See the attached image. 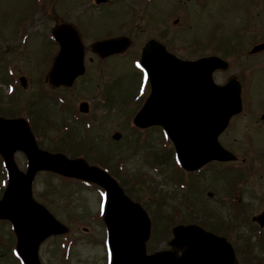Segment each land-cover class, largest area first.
<instances>
[{"label":"rangeland","instance_id":"obj_1","mask_svg":"<svg viewBox=\"0 0 264 264\" xmlns=\"http://www.w3.org/2000/svg\"><path fill=\"white\" fill-rule=\"evenodd\" d=\"M110 1L111 5L96 6L93 0H0V116L26 119L43 150H60L70 159L82 157L117 176L113 178L149 216L148 253L168 248L170 225L169 230L178 223L195 224L225 236L238 264H264L259 240L260 234L264 240L263 229L251 221L249 225L235 221L230 238L226 226L215 228L209 212L218 208L217 218L223 220L224 199H229L225 189L232 181L242 187L237 195L241 211H246L243 217L250 220L264 208V166L257 162L261 159L264 165L260 119L264 116V53L248 54L264 41V0ZM61 23L77 30L87 75L70 88L54 89L44 83L58 52L48 39ZM118 36L131 40L126 54L97 63L90 45ZM150 39L165 44L181 59L216 55L228 63L214 81L222 84L235 77L242 82L243 110L231 119L219 141L246 164L227 163L230 166L225 168L214 163L195 175L187 174L176 165L161 128L133 129L132 119L147 93L136 60ZM21 76L26 79L24 89L18 81ZM82 103L87 106L86 116L77 112ZM113 134L119 135L118 140L112 139ZM14 161L24 172V155L15 153ZM5 181L0 163V198ZM180 181L189 188L180 187ZM32 196L66 228L41 243V264H109L101 188L39 172ZM230 210L236 220L238 211ZM15 246L10 224L0 221V264H21Z\"/></svg>","mask_w":264,"mask_h":264},{"label":"water","instance_id":"obj_2","mask_svg":"<svg viewBox=\"0 0 264 264\" xmlns=\"http://www.w3.org/2000/svg\"><path fill=\"white\" fill-rule=\"evenodd\" d=\"M106 0H96L103 3ZM59 52L47 75L51 86H70L83 72V47L77 32L69 25L52 30ZM129 46L126 38L95 42L91 50L100 57L120 53ZM263 45L251 50L254 54ZM151 93L133 119L136 127L160 126L166 132L181 167L194 171L212 161H229L233 156L218 142L229 120L241 112L240 84L230 78L223 85L212 74L226 70L227 63L211 56L184 61L168 53L157 42L149 41L141 53ZM25 87V80L20 79ZM81 111L86 112L85 105ZM119 135H114L118 139ZM22 152L27 170L20 172L13 154ZM0 155L8 175V186L0 200V219L8 220L17 237V251L23 264H39L40 243L52 234H62L59 224L31 197V183L37 172L50 171L65 177L92 182L106 192L103 217L111 254L110 264H235L233 251L223 238L196 226H177L169 251L146 253L150 221L139 204L132 202L105 172L83 160H69L37 148L22 119L0 118ZM262 219L261 215L254 220ZM181 251L180 255L177 252Z\"/></svg>","mask_w":264,"mask_h":264},{"label":"flooded vegetation","instance_id":"obj_3","mask_svg":"<svg viewBox=\"0 0 264 264\" xmlns=\"http://www.w3.org/2000/svg\"><path fill=\"white\" fill-rule=\"evenodd\" d=\"M261 42L264 43V41H260L259 43H261ZM262 53H264V51H263ZM262 53H261V54H262ZM85 72H86V75H87V71H85ZM260 119H261V123L264 124V116H261ZM245 162H246L245 159H242V160L240 161L241 164H244ZM229 193H230V195L232 194L231 191H229ZM261 235H262V234H261ZM261 235H260V242H261L260 244L263 245L262 255L264 256V240H262L263 238L261 237Z\"/></svg>","mask_w":264,"mask_h":264}]
</instances>
